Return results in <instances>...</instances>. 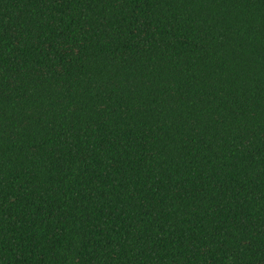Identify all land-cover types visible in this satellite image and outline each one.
<instances>
[{
  "label": "trees",
  "instance_id": "trees-1",
  "mask_svg": "<svg viewBox=\"0 0 264 264\" xmlns=\"http://www.w3.org/2000/svg\"><path fill=\"white\" fill-rule=\"evenodd\" d=\"M0 264H264V0H0Z\"/></svg>",
  "mask_w": 264,
  "mask_h": 264
}]
</instances>
